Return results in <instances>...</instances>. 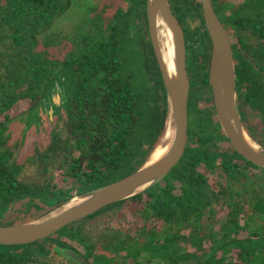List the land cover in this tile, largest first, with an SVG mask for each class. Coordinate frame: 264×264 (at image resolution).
I'll use <instances>...</instances> for the list:
<instances>
[{"label": "trees", "instance_id": "16d2710c", "mask_svg": "<svg viewBox=\"0 0 264 264\" xmlns=\"http://www.w3.org/2000/svg\"><path fill=\"white\" fill-rule=\"evenodd\" d=\"M3 1L0 225H14L140 168L161 141L167 109L146 0L87 3L69 31L53 23L74 0ZM168 1L184 34L189 81L182 156L142 194L45 239L0 246V264H60L55 245L91 264H264V168L229 144L217 120L207 71L211 43L198 1ZM211 2L230 40L243 128L264 148L258 139L259 131L264 135V0ZM63 74L66 103L47 140H34L18 158L10 122L17 111L40 110Z\"/></svg>", "mask_w": 264, "mask_h": 264}, {"label": "water", "instance_id": "95a60500", "mask_svg": "<svg viewBox=\"0 0 264 264\" xmlns=\"http://www.w3.org/2000/svg\"><path fill=\"white\" fill-rule=\"evenodd\" d=\"M197 1L211 43L207 71L212 105L219 125L229 144L239 154L252 164L264 168V148L251 139L241 122L229 37L215 14L211 0ZM146 16L148 35L165 90L167 122L161 140L166 131L171 129L170 147L167 152L152 163H149L148 158L140 168L125 177L88 191L75 193L51 211L33 220L14 225H0V246L15 247L45 239L69 223L89 216L106 205L126 201L142 194L160 181L182 156L186 147V104L189 87L185 68L184 34L168 0H146ZM157 21L169 42L168 54L163 51ZM57 87L63 90V98L59 95L54 96ZM65 94L63 74L60 80L55 77L48 93L41 99L40 109L45 113V120L54 121L59 109L65 106ZM53 104L56 107L50 109V105ZM50 110L54 112V119L49 118ZM41 121V118L37 119V122ZM251 142L257 144V147ZM54 251L69 264H91L72 248L55 245Z\"/></svg>", "mask_w": 264, "mask_h": 264}, {"label": "rangeland", "instance_id": "374dc122", "mask_svg": "<svg viewBox=\"0 0 264 264\" xmlns=\"http://www.w3.org/2000/svg\"><path fill=\"white\" fill-rule=\"evenodd\" d=\"M0 1L4 2L3 0H0ZM94 1L96 2L99 0H74L73 7L69 10L68 13L55 19L53 23V27L55 29H63V30H68V31L71 30L72 26L78 21V19H80V16L83 12V5L87 3L90 4ZM100 1H103V0H100ZM17 112L19 114L15 116L14 119H12V122H10L9 130L7 133H9L11 136L10 142H9L11 147L12 146L14 147L15 143L17 142L21 143V141L24 140L18 147H14V150H16L18 154V158L23 159V157H25V155L29 151H31V147H32L34 140H37L40 143H43L44 141L47 140V133L49 132L50 121L48 122L47 120H45L46 118L45 113L41 109L40 110L38 109L36 111L32 110L26 113H21L19 111ZM38 118L42 119L40 123L37 122ZM250 118L253 123H258L256 117L250 116ZM260 126L261 124L258 123L257 129L260 130ZM24 132H25V136H24ZM262 138L264 141V135L259 131L258 139L260 140ZM164 143H166V140ZM23 202H25V200L18 202L17 205L22 204ZM56 256L57 257L54 258L55 261L60 262V264H69L68 262L61 259L59 255L56 254Z\"/></svg>", "mask_w": 264, "mask_h": 264}, {"label": "bare ground", "instance_id": "6f19581e", "mask_svg": "<svg viewBox=\"0 0 264 264\" xmlns=\"http://www.w3.org/2000/svg\"><path fill=\"white\" fill-rule=\"evenodd\" d=\"M157 30H158V34L160 35V39H161V43H162V47H163V51L168 54L169 52V42L167 40V37H165L163 29L160 26V23L157 21ZM171 129H168L166 131V134L164 135L163 140L160 141V143L158 145H156L154 151L152 152V154L149 157V163H152L154 161H156L157 159H159L161 156H163L168 148L170 147V140H171ZM166 140V143H164ZM252 144L255 145V147H257V144L251 142ZM165 145V146H164Z\"/></svg>", "mask_w": 264, "mask_h": 264}, {"label": "clouds", "instance_id": "9594fccd", "mask_svg": "<svg viewBox=\"0 0 264 264\" xmlns=\"http://www.w3.org/2000/svg\"><path fill=\"white\" fill-rule=\"evenodd\" d=\"M55 95H59V96H61L63 98V95H64L63 94V90L60 89L59 87H57V89L54 92V96ZM53 107H56V105H54V104L50 105V109L53 108ZM48 115H49L50 119H54V112L52 110L49 111Z\"/></svg>", "mask_w": 264, "mask_h": 264}]
</instances>
